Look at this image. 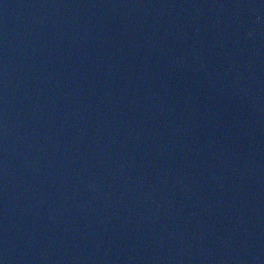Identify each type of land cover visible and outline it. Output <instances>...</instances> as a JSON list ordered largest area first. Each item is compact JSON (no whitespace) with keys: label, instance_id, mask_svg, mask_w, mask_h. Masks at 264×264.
Masks as SVG:
<instances>
[{"label":"water","instance_id":"1","mask_svg":"<svg viewBox=\"0 0 264 264\" xmlns=\"http://www.w3.org/2000/svg\"><path fill=\"white\" fill-rule=\"evenodd\" d=\"M0 264H264V0H0Z\"/></svg>","mask_w":264,"mask_h":264}]
</instances>
